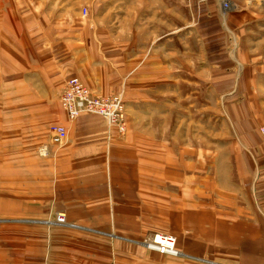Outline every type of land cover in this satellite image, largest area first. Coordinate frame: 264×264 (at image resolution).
<instances>
[{
  "label": "crops",
  "instance_id": "0c3cea01",
  "mask_svg": "<svg viewBox=\"0 0 264 264\" xmlns=\"http://www.w3.org/2000/svg\"><path fill=\"white\" fill-rule=\"evenodd\" d=\"M70 8H61L59 16H41L36 27L30 17L29 29L18 41L28 67L14 71L12 90L2 96L12 109L0 110V136L14 150L29 153L12 161L0 159V185L5 174L13 184L11 194L0 195V214L28 226L29 234L14 240L13 249H0V264H264V243L254 244L261 237L260 221L251 208L232 201L215 219L214 212H198L196 189L166 192L164 160L150 169L148 137L141 135L131 107L125 134L100 115L68 119L61 94L73 76L95 94L122 92L132 103L140 88L132 74L143 70L149 44L144 27L140 52L131 50L129 42L110 41L104 34L108 30L100 26L104 18L87 19ZM54 124L68 129L63 146L51 141ZM43 145L49 148L47 155L40 153ZM61 212L75 225L46 222ZM165 216L174 220L175 230L195 228L204 219L205 255L212 252L208 232L227 231V237L221 235L223 259L206 263L191 250L173 256L145 248L140 242L163 231Z\"/></svg>",
  "mask_w": 264,
  "mask_h": 264
},
{
  "label": "rangeland",
  "instance_id": "374dc122",
  "mask_svg": "<svg viewBox=\"0 0 264 264\" xmlns=\"http://www.w3.org/2000/svg\"><path fill=\"white\" fill-rule=\"evenodd\" d=\"M163 1L0 0V110L12 109L2 96L12 90L14 71L28 67V55L20 53L18 41L28 31L30 17L36 27L41 16H59L61 8L72 6V13L87 19L104 18L100 26L108 30L105 37L124 45L129 42L138 52L144 38L141 27L148 29L143 70L132 74L139 81V92L132 103L120 93L126 117L131 107L141 135L148 137L150 169L164 160L166 192L189 194L196 189L198 212H214L215 219L232 201L251 208L261 228L254 244L264 243V138L259 131L264 123V0H231L228 8L223 0ZM134 61L139 63L140 57ZM28 153L14 150L1 133V160ZM4 178L1 196L12 193L9 175ZM202 221L195 228L175 230L174 220L165 216L158 233L176 236L183 256L191 250L206 263L223 259L221 235L227 237V231L208 232L212 252L205 255ZM16 222L0 214V245L4 242L0 249L11 250L14 240L27 238L29 227ZM247 238L246 245H251Z\"/></svg>",
  "mask_w": 264,
  "mask_h": 264
},
{
  "label": "built area",
  "instance_id": "2783aa9c",
  "mask_svg": "<svg viewBox=\"0 0 264 264\" xmlns=\"http://www.w3.org/2000/svg\"><path fill=\"white\" fill-rule=\"evenodd\" d=\"M231 0H223L225 7H229ZM84 9V14H86ZM61 106L71 121H75L84 113L103 116L110 127L117 128L120 134L127 130L126 104L122 93L110 95L95 94L78 77L73 76L66 81L61 94ZM259 131L264 138V123L260 125ZM68 139V129L64 125H54L51 128L52 143L63 146ZM42 155L49 153L47 145L40 149ZM49 223L72 225L67 221L65 213H58ZM145 248L157 251L161 254L181 256L183 252L177 247V238L171 234L156 233L140 242Z\"/></svg>",
  "mask_w": 264,
  "mask_h": 264
},
{
  "label": "bare ground",
  "instance_id": "6f19581e",
  "mask_svg": "<svg viewBox=\"0 0 264 264\" xmlns=\"http://www.w3.org/2000/svg\"><path fill=\"white\" fill-rule=\"evenodd\" d=\"M225 7V6H224Z\"/></svg>",
  "mask_w": 264,
  "mask_h": 264
}]
</instances>
